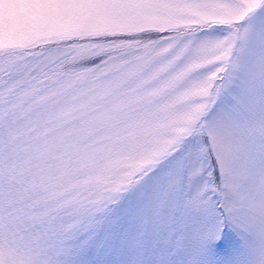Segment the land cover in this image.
<instances>
[{"label": "snow or ice", "instance_id": "1", "mask_svg": "<svg viewBox=\"0 0 264 264\" xmlns=\"http://www.w3.org/2000/svg\"><path fill=\"white\" fill-rule=\"evenodd\" d=\"M0 264H264V0H0Z\"/></svg>", "mask_w": 264, "mask_h": 264}]
</instances>
